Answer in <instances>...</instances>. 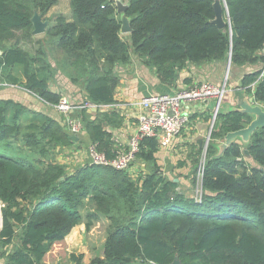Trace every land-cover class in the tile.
Instances as JSON below:
<instances>
[{
	"label": "trees",
	"instance_id": "trees-1",
	"mask_svg": "<svg viewBox=\"0 0 264 264\" xmlns=\"http://www.w3.org/2000/svg\"><path fill=\"white\" fill-rule=\"evenodd\" d=\"M215 1L126 0L132 31L123 34L114 0H70V19L48 15L58 0H0L1 86H21L55 105L62 93L51 85L61 70L86 99L113 105L116 69L134 55L169 87L188 64L231 56V67L256 66L241 86L264 106V0H225L224 29L214 23ZM36 11L50 21L41 38L33 33ZM82 116L85 137L112 158L124 116L117 109ZM251 120L238 110L218 112L196 200L163 173L157 138L142 139L137 159L148 168L137 176L90 162L72 168L58 159L75 144L61 121L0 98V264H48L75 226L90 229L100 216L110 220L104 255L89 264H171L177 257L181 264H264V128L252 134L249 155L238 141L219 156L216 149ZM20 143L36 157L15 155ZM82 257L70 256L76 264Z\"/></svg>",
	"mask_w": 264,
	"mask_h": 264
},
{
	"label": "crops",
	"instance_id": "crops-1",
	"mask_svg": "<svg viewBox=\"0 0 264 264\" xmlns=\"http://www.w3.org/2000/svg\"><path fill=\"white\" fill-rule=\"evenodd\" d=\"M57 4L58 2L52 8L56 7ZM50 11V14L48 13L49 16L52 15ZM63 14L66 15L69 19L72 16V13ZM255 67L256 66H246L238 68V76L232 83L228 97L225 96L224 98L221 112H227L233 108H239V99L252 96L251 94H248L246 90L241 86V79L244 73L255 70ZM241 70L244 71L241 72ZM226 71L227 63H206L201 66L188 64L180 72L177 86L169 87L160 82L157 74L152 68L145 65L138 56L134 55L130 63H128L127 65H120L116 69L117 74L120 76V84L116 89L115 103L113 105H106L103 109L104 111L117 109L122 114V116H124V121L121 128L115 129L116 133L114 135V142L115 140L126 142L129 136L137 130L138 116L143 110L140 106L142 97L149 96L154 93H173L176 90L199 84L202 81H211L215 84H221V82H223ZM58 79H60L61 81L59 86ZM185 79H188L189 81L185 82ZM19 87L20 88L16 90H13L11 88L0 89V98L13 99L17 102L22 103L30 110L46 113L61 121L62 123V114L52 104L44 102L37 95L31 93L21 86ZM51 87L59 90L63 96L70 97L74 101H81L79 100L80 97H78V95L76 94L77 91L79 92V95L82 94L84 99H86V92L83 88H81V85L72 83L67 75L61 70H59L58 77L55 79V81H53ZM215 105L216 103L214 100L195 103L191 109L190 120L188 124L183 128L182 132L178 136L173 138L168 144L159 145L157 158L160 166L162 167L163 173L168 178L175 180L177 183H179V185L181 184L185 189H191L192 183L195 180V170L198 166L195 160L199 152L202 151L204 145L206 144L208 134H206L205 132H209L213 120ZM96 112L97 111L92 112L86 110V113L88 115H93ZM25 122L26 121H24V123ZM74 141L75 144L67 147V151H65L64 149L63 153L58 155V159L65 163H68L71 167L79 168L84 164L90 162L87 151L88 144L90 142L85 137V135L81 136L79 140ZM238 142L243 147V144L240 141ZM219 143H221V140L217 141L216 145ZM18 147L19 148L15 149L14 151L15 155L24 157L28 160H32L33 157H36L35 154L32 153L24 143H20ZM64 153L75 154L77 160H69L70 156L67 157L68 155ZM147 168L148 163L146 164V162L137 159L132 167L129 168V171L134 176H137L143 170H147ZM103 223L104 225H106L104 239L98 242L96 245L94 239L92 238V242L87 241L85 238L86 233L95 235L96 232H99L98 228H100ZM109 225V218L100 216L98 221H95L90 229H87L85 222H82L79 225L75 226L70 234L66 236L63 242H60L54 246L56 250L58 246L62 247V252L54 253L55 250H52L49 253V260L47 263L60 264L61 257L63 254H65L63 252L64 248L72 253L74 252V250L78 251L81 248L80 245H85L86 248H89L91 250H98L103 248L104 251V245L107 238ZM72 235L74 236V243H72L70 240L71 237H73ZM77 240H80V243H78ZM103 255L104 252L100 254L101 257H103ZM83 257L81 260L82 264H89L90 261L94 258L93 257L88 261L86 257L85 259H83ZM71 261L76 264V262L72 259H70V262Z\"/></svg>",
	"mask_w": 264,
	"mask_h": 264
},
{
	"label": "built area",
	"instance_id": "built-area-1",
	"mask_svg": "<svg viewBox=\"0 0 264 264\" xmlns=\"http://www.w3.org/2000/svg\"><path fill=\"white\" fill-rule=\"evenodd\" d=\"M260 53L264 54V50ZM3 85L11 84L3 83ZM226 93V81L223 84L202 81L199 84L176 90L173 93H154L142 97L140 106L143 110L138 116L137 130L129 136L126 142L115 140V155L112 158H108L104 153L100 152L96 144L89 143L87 151L90 163L110 165L117 169L125 170L131 168L137 160L140 143L144 137L157 138L159 145L168 144L188 124L191 109L195 103L214 100L216 105L213 118H216ZM53 106L62 114V123L66 130L71 135L81 137L85 133V124L81 112L83 110L101 111L106 105H101L88 99L77 102L70 97L62 96L60 101ZM213 128L214 123L212 120L206 139L207 148V145L212 140ZM206 154L205 159L198 164L197 169L198 182L201 183V186L205 172ZM202 194V191H200L196 200H200ZM3 206L4 203L0 201V208Z\"/></svg>",
	"mask_w": 264,
	"mask_h": 264
},
{
	"label": "water",
	"instance_id": "water-1",
	"mask_svg": "<svg viewBox=\"0 0 264 264\" xmlns=\"http://www.w3.org/2000/svg\"><path fill=\"white\" fill-rule=\"evenodd\" d=\"M114 1L117 6V12L121 14V21H122L121 32L123 34H128L132 31L130 18L126 15V10L129 7V3H127L126 1L124 2L123 0H114ZM214 6L216 13L214 23H216L218 27L221 29L226 28L227 25L230 26L228 14L226 17L224 12V8L227 7L225 6V0H216ZM32 22L34 25L33 33L35 35L45 33L50 23L49 20H44L42 15L37 11L35 12L32 18ZM0 54H2V50H0ZM230 67H231V56L229 57L227 63V73L228 71H230ZM255 102L256 101L253 96H250L248 98L243 97L238 100L239 108L231 109V110H238L242 113L250 115L252 117V120L245 127L234 132H229L224 136V139L221 140V143L216 145L218 156L221 155L228 148L229 145L237 141H240L243 144L245 153L249 155L247 144L250 142L252 134L257 129L262 127L264 128V106ZM219 112L223 113L221 112V108L219 109ZM215 120L216 118L214 117L213 123H215ZM205 133L208 134V131H206ZM71 138L73 140H79L80 136L71 135ZM171 264H181V261L177 257Z\"/></svg>",
	"mask_w": 264,
	"mask_h": 264
},
{
	"label": "rangeland",
	"instance_id": "rangeland-1",
	"mask_svg": "<svg viewBox=\"0 0 264 264\" xmlns=\"http://www.w3.org/2000/svg\"><path fill=\"white\" fill-rule=\"evenodd\" d=\"M124 2L126 1V0H123ZM51 14L53 15H55V14H59V13H61V14H63V13H67V14H71L72 13V11H71V6H70V0H58V4H57V6L56 7H54V8H52L51 9ZM50 14V13H49ZM52 15H50V16H52ZM44 36V34H38V35H36V37H38V38H41V37H43ZM228 63V62H227ZM239 71V69H238V67H234V69H233V67H230V71H228V73H227V71H226V74H225V76H224V78H223V82H221V84H223L225 81H226V83H227V93L225 94L226 95V97H228V94H229V92H230V88H231V86H232V83H233V81L235 80V78L238 76L237 75V72ZM244 70H241V72H243ZM58 81H59V84H58V86L60 85V79H58ZM211 82V81H210ZM2 88H11V89H13V90H16V89H19L20 87L19 86H14V85H3V86H0V89H2ZM79 92L77 91L76 92V94L78 95V97H80L79 98V100H84V97H83V95L81 94V95H79L78 94ZM63 96V95H62ZM256 103V102H255ZM223 105V101H222V103H221V105H220V108L221 107H223L222 106ZM208 146V145H207ZM68 149H65V151H67ZM75 152V151H74ZM207 153V147H206V144L204 145V147H203V149H202V151H201V154H200V156H199V159H198V161H197V165L198 164H200V162L201 161H203L204 159H205V154ZM64 154H66V155H68L67 157H69V160H77L76 159V155L75 154H73V153H64ZM72 168H74V167H72ZM198 166H197V168H196V170H195V180L193 181V183H192V187H191V189H185V188H183L182 187V185L180 184L179 185V187H178V190H180L182 193H184V194H186L187 196H191L192 198H197L198 197V195L200 194V191H202V193H203V188H202V186H201V183H199L198 182V176H197V172H198ZM88 208L89 207H84V208H82V214H83V216H84V218H85V216L87 215V211H88ZM105 227H106V225H104V223L101 225V227L100 228H98V231L99 232H101V233H99V232H96L95 233V235L93 234H87L86 233V236H85V238H86V240L87 241H90V242H92L93 240L92 239H94V241H95V245L98 243V242H100V241H102L103 239H104V234H105ZM73 236V235H72ZM103 237V238H102ZM92 238V239H91ZM71 242L72 243H74L75 242V240H74V236L73 237H71ZM77 242L78 243H80V240H77ZM80 245V244H79ZM81 246V248L77 251V250H74V252H69L68 250H66L65 248H64V250H63V252L65 253V254H63L62 255V257H61V260H60V264H74V262H70V256H71V254H76V255H78V256H84L83 257V259H85V257L87 258V260L89 261L90 259H92L93 257H96V256H100V254H102V252H104L103 251V248H101V249H98V250H91V249H89V248H86V246L85 245H80ZM84 246V247H83ZM92 246H93V243H92ZM63 247H65V246H63ZM86 248V249H85ZM93 249V248H92ZM72 251V250H71ZM83 262H84V260H83Z\"/></svg>",
	"mask_w": 264,
	"mask_h": 264
}]
</instances>
